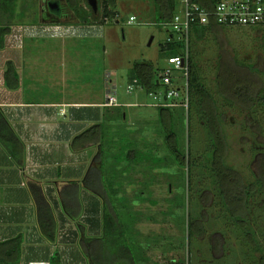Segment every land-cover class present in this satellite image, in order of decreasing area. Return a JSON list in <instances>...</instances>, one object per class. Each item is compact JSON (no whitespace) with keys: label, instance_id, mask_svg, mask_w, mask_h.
Returning <instances> with one entry per match:
<instances>
[{"label":"rangeland","instance_id":"374dc122","mask_svg":"<svg viewBox=\"0 0 264 264\" xmlns=\"http://www.w3.org/2000/svg\"><path fill=\"white\" fill-rule=\"evenodd\" d=\"M45 1L8 0L5 7L0 0V23L11 24L12 31L23 30L22 39L12 41L8 36L0 49V100L34 101L27 112L16 103L3 108L23 127L21 133L31 145L29 171L40 198L32 204L27 228L29 242L40 246L42 258H49L51 264H88L86 252L98 247L95 239L102 235L103 198L85 185V178L91 171L102 170V152L105 181H111L119 196L127 225L126 243L142 264H260L261 252L253 249L230 219L206 167L210 136L195 107L188 114L182 107H173L181 147L191 153L193 161L187 179V169L170 156L158 107L143 104L152 102V97L141 87L127 91L135 62H151L157 74L167 63L164 46L169 28L157 1L115 0V6H110L113 18L103 19L104 4L99 0L95 19L88 0H76L88 10L84 21L68 0H57L64 15L54 23L43 21ZM174 2L177 13L181 0ZM131 16H136L134 22H129ZM44 23L78 26L83 36L67 35L60 29L57 36L52 26L37 31ZM30 29L36 30L35 35H30ZM194 50L199 54L203 81L223 114L227 163L251 183L258 176L264 151V112L228 103L219 92L217 74L220 60L238 62L247 65L241 66L244 75L251 74L254 85L262 88L264 27H225L217 36L195 41ZM9 62L19 72L17 90L5 84ZM115 87L123 104L104 106L107 93ZM55 101L63 103L49 106L48 102ZM97 123L106 126L103 143L90 140L92 133L74 141ZM132 150L137 151L134 159L127 157ZM39 202L55 216V244L47 245L37 227ZM66 204L74 212L81 207L77 218L67 215ZM247 218L264 245V196H254ZM190 221L196 232L191 237ZM56 251L59 260L53 261Z\"/></svg>","mask_w":264,"mask_h":264},{"label":"trees","instance_id":"16d2710c","mask_svg":"<svg viewBox=\"0 0 264 264\" xmlns=\"http://www.w3.org/2000/svg\"><path fill=\"white\" fill-rule=\"evenodd\" d=\"M8 0H2L7 4ZM10 1V0H9ZM99 1V0H98ZM161 11V15L167 21H170L176 10L174 0H156ZM69 6L73 9L76 16L87 21L88 10L84 6H80L76 0H68ZM103 19L112 17L115 14L113 7L115 0H102ZM88 6L93 12L95 19L98 16L94 13L95 10ZM110 6H113L110 8ZM225 28L218 24L212 23L209 25L196 24L192 29V44H191V71H190V86H191V106L190 109H195L199 113L201 119L204 120L205 126L210 136V146L205 154L206 167L210 176L215 181L218 195L222 199L223 206L229 213L230 219L234 224L240 227L254 250L261 252L260 264H264V245L259 241L256 229L251 227L247 214L251 212V201L254 196H264V151L260 155V168L255 181L247 183L243 174L236 168L228 165L227 153L224 144L226 137L224 135L223 114L219 110L217 100L211 91L206 87L202 73L198 65L199 54L194 50L195 41H201L207 38L208 35L217 36L221 30ZM12 31L11 24L0 23V49L6 45L7 37ZM181 43H166L164 51L166 55L178 53ZM8 68L5 71V84L11 89H16L20 86V76L13 62L8 63ZM241 63H230L226 59L219 61L218 65V89L223 98L230 104L235 103L247 110H258L260 108L264 112V86L254 85L251 74L244 75ZM247 66V65H246ZM244 66V67H246ZM250 69L255 71L254 66L250 65ZM257 70V69H256ZM132 78H137L147 93L155 90L157 73L154 70L153 64L149 61H137L133 65ZM262 91H261V89ZM259 89V90H258ZM192 107V108H191ZM159 118L161 120L162 132L165 136V142L172 156V160L188 171L193 168V161L190 160V152L181 147V139L175 128V118L173 108L159 107ZM191 112V111H190ZM0 141L13 153L18 142V136L12 129L10 124L4 121L3 112L0 110ZM5 123V126L3 125ZM89 133L94 134V137H88L90 140H98L102 143L106 139L105 124L97 123L88 129L81 132L74 138L77 142L83 137H87ZM163 136V137H164ZM73 141V143H74ZM102 147V146H101ZM102 170L91 171L85 178V185L92 190H95L103 198L102 209V235L96 238L97 248L93 252H86L88 264H134L136 254L133 247H129L126 243V222L124 221L123 211L120 209L119 199L111 181H105L104 175V155L101 152ZM132 159L137 157V151L132 150L127 154V157ZM136 160V159H135ZM201 160V159H200ZM185 174V172H184ZM102 191V192H101ZM104 191V192H103ZM108 191V192H107ZM107 192L108 195H105ZM104 194V195H103ZM103 195V196H102ZM65 198V197H64ZM81 205V201H79ZM72 207V206H70ZM66 204L65 212H71L76 217L81 211L77 212ZM39 230L43 238L49 243H56L57 240V223L51 209H44L40 213ZM73 217V218H74ZM190 237L195 235L194 221L188 224ZM24 237L19 235L5 241H0V264H19L22 258V243ZM111 253V254H110ZM112 255V256H111ZM54 259L59 260V252H55Z\"/></svg>","mask_w":264,"mask_h":264},{"label":"built area","instance_id":"2783aa9c","mask_svg":"<svg viewBox=\"0 0 264 264\" xmlns=\"http://www.w3.org/2000/svg\"><path fill=\"white\" fill-rule=\"evenodd\" d=\"M136 16H131L129 22H134ZM54 23V22H53ZM42 24V28L56 29L55 35L59 36V29L67 35L79 36L81 30L78 26L56 23L53 25ZM218 24L227 28H257L264 27V0H181V9L175 13L170 21L165 22L168 29V43H181L179 52L168 55L166 65L157 74L156 89L149 95L152 102L143 103L154 107H182L188 114L191 106V44L192 29L196 24ZM35 35V29H30ZM55 31V30H54ZM53 33V32H52ZM23 30H13L8 36L9 40L22 39ZM140 86L137 78L127 86L131 92ZM115 90L107 93L104 106L121 105ZM41 264V263H37Z\"/></svg>","mask_w":264,"mask_h":264},{"label":"crops","instance_id":"0c3cea01","mask_svg":"<svg viewBox=\"0 0 264 264\" xmlns=\"http://www.w3.org/2000/svg\"><path fill=\"white\" fill-rule=\"evenodd\" d=\"M20 87L21 84L16 89H11V88L9 89L17 90ZM139 87H141L144 90L141 84ZM55 102H48L50 103L49 106L59 103L60 105H62L63 103V102H58V103ZM12 103H16V105H18L17 107H21L20 109H22L24 112H27L28 110H32L31 107L33 106L32 104L34 103V101L33 102L17 101V102L7 103V102H2L0 100V110L3 112L4 115V118L2 119H4L6 123L10 124V126L18 136V142H16V147L14 149L15 151L13 153L5 146V144L0 142V241H5L11 238H15L19 235H22L24 237V241L22 243V258L20 263L51 264L49 258L47 259L42 258V253L39 252L41 249L40 246L35 248L34 244L29 242L30 229L27 228L28 221H30V219L32 218V204L33 202L35 203L38 202V198H40L39 197L40 192L34 189L35 187L31 182V180L33 179V176L29 171L30 168L29 164L31 163V159H32L31 145L29 142L26 141V138L21 133V129H23V127L17 126L18 123L13 122L11 116L8 114L9 110L3 108L5 106L8 107L12 105ZM37 103L39 102L37 101ZM124 104L126 105V103ZM43 105L44 104H42V107ZM53 110H56V108H53ZM0 124H1V117H0ZM3 125L5 126V123H3ZM37 206L38 205H36V208ZM42 207L45 210L49 209L47 208V206L45 207L43 203L40 204L39 202V206L36 211L37 214L36 221L38 224L37 226L38 229H39V220L41 218L40 213L42 211ZM66 213L72 219H75L79 216L78 215L74 217L71 214V212H66ZM46 242L48 241L46 240ZM48 244L49 242L47 243V245ZM134 264H142V263L141 260H139L137 257ZM143 264H148V263L145 262Z\"/></svg>","mask_w":264,"mask_h":264},{"label":"flooded vegetation","instance_id":"af4514ba","mask_svg":"<svg viewBox=\"0 0 264 264\" xmlns=\"http://www.w3.org/2000/svg\"><path fill=\"white\" fill-rule=\"evenodd\" d=\"M46 3L42 7V17L50 18V17H60L63 18V6L57 0H47Z\"/></svg>","mask_w":264,"mask_h":264},{"label":"water","instance_id":"95a60500","mask_svg":"<svg viewBox=\"0 0 264 264\" xmlns=\"http://www.w3.org/2000/svg\"><path fill=\"white\" fill-rule=\"evenodd\" d=\"M90 6L97 11L98 10V0H88ZM43 21L44 22H60L61 18L60 17H50V18H46L43 16Z\"/></svg>","mask_w":264,"mask_h":264}]
</instances>
